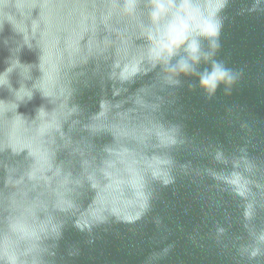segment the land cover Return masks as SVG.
Returning a JSON list of instances; mask_svg holds the SVG:
<instances>
[{
	"label": "water",
	"instance_id": "95a60500",
	"mask_svg": "<svg viewBox=\"0 0 264 264\" xmlns=\"http://www.w3.org/2000/svg\"><path fill=\"white\" fill-rule=\"evenodd\" d=\"M151 5L0 0V240L26 264H264V0H224L187 75Z\"/></svg>",
	"mask_w": 264,
	"mask_h": 264
},
{
	"label": "clouds",
	"instance_id": "9594fccd",
	"mask_svg": "<svg viewBox=\"0 0 264 264\" xmlns=\"http://www.w3.org/2000/svg\"><path fill=\"white\" fill-rule=\"evenodd\" d=\"M129 9L133 5L128 6ZM150 17L157 26L149 33L152 58L164 64L171 74H192L193 65L208 55L202 51V40L213 41L219 31L217 13L224 7V0H152ZM214 29V32L212 31ZM183 53V55H180ZM180 55L177 64L168 67L173 57ZM231 82L229 73L219 66L213 65L210 74L201 76L202 86L214 89L219 81ZM21 238L30 235L25 229H14ZM17 241L5 236L0 240V258L7 264H26L20 259L16 250Z\"/></svg>",
	"mask_w": 264,
	"mask_h": 264
}]
</instances>
